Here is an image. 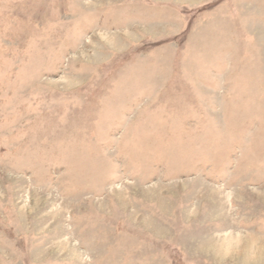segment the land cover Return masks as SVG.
I'll use <instances>...</instances> for the list:
<instances>
[{
	"label": "rangeland",
	"instance_id": "obj_1",
	"mask_svg": "<svg viewBox=\"0 0 264 264\" xmlns=\"http://www.w3.org/2000/svg\"><path fill=\"white\" fill-rule=\"evenodd\" d=\"M0 264H264V0H0Z\"/></svg>",
	"mask_w": 264,
	"mask_h": 264
}]
</instances>
